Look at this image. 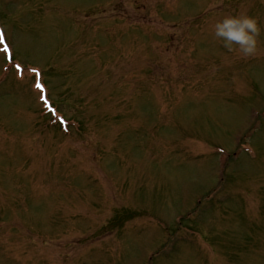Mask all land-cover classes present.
<instances>
[{
  "label": "rangeland",
  "instance_id": "1",
  "mask_svg": "<svg viewBox=\"0 0 264 264\" xmlns=\"http://www.w3.org/2000/svg\"><path fill=\"white\" fill-rule=\"evenodd\" d=\"M107 1L0 0L1 22L12 41L16 58L33 66L54 64L55 70L48 74L46 88L61 103L68 118L81 124L69 133H62L50 126L46 117L40 116L34 102L38 91L33 99L28 97L29 91L33 94L29 87L35 78L33 73H17L14 69L1 81L0 264H141L144 258L146 264H232L230 259L216 257L214 251L224 254L221 250H224L229 232L240 226L231 223L224 227L223 223L245 221L250 212L253 229L264 225V214L259 213L260 205L254 202L260 181H263L260 189L264 194L262 115L257 118L260 125L257 134L252 136L247 132L246 135H250V145L263 157V162L250 160L251 154L245 163L238 162L250 173L252 181L246 192L250 202L246 197L238 206L225 203L224 207L231 209V216H223L224 210L218 201H207L210 203L201 207L204 217L200 224L184 219L186 222L180 228L197 226L201 235L189 234L186 241L176 242L175 238L159 232L162 231L159 221L141 215L136 234L140 235L139 240L145 247L142 254H139L142 246L136 242V234L129 238L127 227L132 221L114 230L110 227L108 232L103 227L114 210L122 215L120 211L127 202H133L134 213L141 207L146 208L145 215L156 212L167 225H176L182 196L195 184L199 185L195 189H200L204 182L218 184L221 190L220 180L216 181L221 177V164L220 172L216 174L212 172L214 161L205 167L202 159L191 157L180 163V169L186 171L178 168L179 156L175 153L178 138L185 135L197 147L206 143V140H193L194 134H184V128L187 131L195 129L202 121L207 125L230 128L243 124L249 117L254 118L251 112L249 116L246 107L237 106L236 109L233 103L220 104L213 94L206 92L220 84L217 87L219 93L249 94L246 89L237 88L236 78L227 84L219 78L206 77L207 69L215 66L202 52L221 54L223 45L216 37L207 45L209 48L196 47L194 50L185 43L187 49L182 48L181 42L191 35L188 33H192L198 19L176 31L168 25V19L175 13L172 12L174 4H167L171 0L160 1V5L157 0H122L127 13L111 10V6L100 18L105 28L95 31V25L81 13L88 6L98 10L99 4ZM175 2L183 6L188 0ZM204 2L199 0V3ZM224 5H227L224 0H209L205 4L207 10L202 4L196 7L194 3L181 11L191 13L196 7L198 18L212 12L210 9L214 13ZM252 6L254 11L250 14L257 18L261 28L257 51H263L264 5ZM133 12L135 17L129 19ZM105 16L108 17L103 20ZM77 19L84 22V32L78 31ZM212 33L208 29L202 35H193L195 46H199L196 43L199 39H209ZM169 35L173 39L170 43L162 38ZM121 48L131 49L135 56L126 53L114 60L105 56L104 51L109 57L111 52ZM91 50L90 61L85 60L84 68L82 57ZM3 52L0 45L1 79L6 76L2 68ZM61 64L69 71L62 70ZM254 64L263 66L264 63L259 65L257 60ZM244 66L246 78H250V72L257 75L253 94L264 95V68L250 70L249 64ZM7 68H13L12 64ZM150 71H154L160 80L153 85L151 96H147L145 88L137 92L141 85L136 88V83ZM240 71L243 70L238 69L237 73ZM168 73L172 76L169 82L165 80ZM12 74L20 79L17 80L20 83L11 80ZM200 79L203 86L193 84ZM39 80L43 81L42 78ZM173 80L179 82L173 84ZM184 81L187 84L182 89ZM160 83L162 88L159 90ZM124 90L127 94L118 97L120 103L108 98L109 104L104 105L103 110L98 107L103 98L115 91L117 96ZM204 95L207 97L203 98ZM256 96L250 99V107L259 106L262 109L256 108L257 111L263 110L264 114V103ZM117 113L120 116L115 117ZM208 114L212 117H207ZM119 117L121 121L116 119ZM131 120L134 127L137 126L135 132L128 126ZM82 133L88 135V139L80 140ZM199 135L203 136V133ZM209 143L211 146L219 144ZM188 148L184 142L180 143L182 152H187ZM210 155L215 154L211 151ZM245 158L242 156V160ZM174 159L178 163L176 171L180 172L174 171ZM229 177L233 184L246 179L244 174L235 171ZM224 186L227 191L229 186ZM229 198L231 195L226 192L224 199ZM261 204L264 206V201ZM242 232L244 234V228L239 232L240 237L235 238L239 243L243 240ZM206 236L212 238L214 248L202 243ZM255 238L259 241H254ZM250 243L252 245L246 247L248 253L241 256L240 264H264V239L250 235ZM153 252L155 257L150 258Z\"/></svg>",
  "mask_w": 264,
  "mask_h": 264
},
{
  "label": "clouds",
  "instance_id": "2",
  "mask_svg": "<svg viewBox=\"0 0 264 264\" xmlns=\"http://www.w3.org/2000/svg\"><path fill=\"white\" fill-rule=\"evenodd\" d=\"M214 37L228 50L242 56L253 55L258 48L261 28L256 17L246 13L225 14L212 25Z\"/></svg>",
  "mask_w": 264,
  "mask_h": 264
},
{
  "label": "snow or ice",
  "instance_id": "3",
  "mask_svg": "<svg viewBox=\"0 0 264 264\" xmlns=\"http://www.w3.org/2000/svg\"><path fill=\"white\" fill-rule=\"evenodd\" d=\"M5 51H7V46L5 45ZM20 66L19 65H17V68H19ZM33 71L35 72L36 70L35 69H33ZM37 87L38 88H43V85L42 84H40V83H37Z\"/></svg>",
  "mask_w": 264,
  "mask_h": 264
}]
</instances>
